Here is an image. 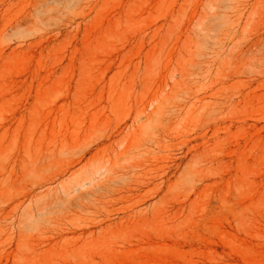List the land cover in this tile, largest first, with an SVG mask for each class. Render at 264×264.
<instances>
[{"label":"rangeland","instance_id":"1","mask_svg":"<svg viewBox=\"0 0 264 264\" xmlns=\"http://www.w3.org/2000/svg\"><path fill=\"white\" fill-rule=\"evenodd\" d=\"M149 105L181 116L136 157L138 192L29 209ZM0 167V264H264V0H0ZM109 217L87 241L55 239Z\"/></svg>","mask_w":264,"mask_h":264},{"label":"bare ground","instance_id":"2","mask_svg":"<svg viewBox=\"0 0 264 264\" xmlns=\"http://www.w3.org/2000/svg\"><path fill=\"white\" fill-rule=\"evenodd\" d=\"M38 7H40V6L37 5V9L39 10L40 8H38ZM23 18H25V17H23ZM28 18L29 17H27L26 19H28ZM23 20H21V21H23ZM16 23L18 26L19 22H16ZM181 106H184V105H181ZM150 107H151V105L146 106L145 109H143L140 114L137 113L138 115L132 119L133 121H132V124H130L131 126H129V127L126 126L122 132H120L118 129V130L113 131L111 133H108L104 136L105 140L112 142V144H111L112 146L110 148V149H112V152H103L101 150V151H97L95 154L91 155L92 153H91L90 149L85 147L86 149H83L82 153L80 152L81 155L78 154L79 159H77V160L74 159V161L72 160L73 161L72 167H69L64 172H61L60 174H58L55 178L54 177L52 178L51 182L56 184V187L52 188V186H51L52 183H51L50 184L51 189H49L50 187H48V189H46L44 192L43 191L44 188H42V187L47 186L49 184V182H48V184L46 183L47 185L44 183L45 185H43V184L40 185L42 193L41 192L36 193L34 191V193H36V194H34L32 191V193L23 196L25 203L29 202V209L31 208L33 211L34 208L32 206L36 205V204H34V202L39 203L40 198L43 195V193H46V195L43 197V199L41 201L42 202L44 200L45 201L43 202L42 205L37 204V207H36L37 209H35V210H37L38 215L45 213V211H47V210L51 211L52 215H54V213L60 214L59 210H58V213L54 212V211L57 210V208L60 209L61 207H62L61 210L63 209L62 211L65 212L67 215H70V214L76 215L78 212L79 213L84 212V211L89 212V210L93 206L102 204L105 201H107L105 203H108V200H110V199L125 197V196L132 195L135 192H138L140 190V183L138 182V184H136V182H137V178L140 177V176H138V174L140 173V170L145 167V164L141 161V159H140L141 162L136 163V161H137V160H135L136 157L142 158V155H144L145 153H147L146 155H148V152H150V149H151L150 146H153V145L157 146V145H159V142L164 137H170L172 135L171 132H174L176 130V127H173V126H176L178 124V122H177L176 125H172L171 122L174 121L175 119H176L175 121H177L181 116L178 114L179 111H178V113H177V111H173V109L175 108L174 110H176V107L178 108V106H174V108L170 110V112L174 113V114H166V115H164V114L161 115V112L158 113V111H156V110H153L152 112L150 111L151 113L149 112V114H147L149 111L148 108H150ZM143 118L146 119L145 124H143L141 121ZM181 120H179V122H181ZM139 122L142 124H139ZM138 124H139V128L137 126ZM174 124H175V122H174ZM136 127L139 129V131L140 130L142 131L143 128L146 129L149 127L154 131V134H152L153 136L152 135L147 136L145 134V136H147V137L145 139H143L144 142L142 141L141 142L142 144H140V141L142 140L141 137H143V136L141 134V131L140 132L138 131L139 132V135H138L137 130L135 129ZM179 127H180V125H179ZM132 130H134L135 133ZM146 130H143V131H146ZM192 130H194V129H192ZM125 131H126V133H125ZM143 131H142V133H143ZM153 131L150 130V132H153ZM123 133L125 134V136L122 137V138L125 137L124 139L121 138ZM180 133H182V132H180ZM72 134L76 135L77 133H74V130H73ZM84 134H87V133L84 132ZM140 134H141V136H140ZM216 134H218V133H216ZM70 136H71V139L73 140L74 139V138H72L73 135L70 134ZM77 137L78 136H76V138ZM128 138H130V139L128 140ZM200 140H202V141L205 140V136L200 137ZM137 141H139V143ZM196 142H197V140H196ZM56 145H58V144H56ZM114 146H118V148L121 149L122 151L120 150L119 155H117L118 158L115 159L116 160L115 163L117 166H115V163L113 164V166H115V168L118 167L119 164H117V163H119L121 161L119 159H122L123 161L127 160L128 164L119 167V169L118 168L115 169L114 167L107 169V165L112 163V161H113L112 155L115 154V150H116V148H114ZM185 146H186V144H185ZM199 146H201V145H199ZM60 148H63V147H60ZM158 148H159V146H158ZM195 148H197V146ZM50 150H51V148H50ZM53 150L54 149H52L51 151H53ZM62 150L66 153V151L64 149H62ZM98 150H99V148H98ZM162 150H163V148H162ZM54 151H53V153H54ZM60 151H61V149H60ZM63 151H61L59 153H62ZM155 151L156 150L154 149V152H152V153H155ZM188 151H190V150H188ZM49 153H50V151H49ZM183 154H185V153L183 152ZM67 155H69V154L67 153ZM73 155H77V154L73 153ZM89 155H91V156L89 157ZM152 156H154V155H152ZM185 156H186V154H185ZM114 157L116 158V156H114ZM142 159H144V158H142ZM180 159L182 160L183 158L181 157ZM133 160H135V162L131 163V162H133ZM127 161H125V162H127ZM149 164L150 163H148V165ZM0 168L2 169V167H0ZM2 170H4V169H2ZM152 177H156V176L154 175ZM149 178H151V177H149ZM157 178H160V177L157 176ZM150 181L151 180L149 179L148 182H150ZM133 183L136 185L133 186L132 185ZM52 192H53V194L54 193L57 194V195H55L56 199L53 198L54 199L53 204H52V202L50 203L52 198L49 199L48 201H46V199L48 197L50 198V194ZM101 206H103V205H101ZM96 208H98V207H96ZM32 211L31 212L28 211V213H26L27 214V216H26L27 220L31 219L32 217L34 218L35 216H37V215L33 216L32 214L34 211L33 212ZM134 212H137V210ZM140 212H139V214H140ZM1 213H2V211H0V214ZM26 214H22L21 217L22 218L25 217ZM100 214H101V212H100ZM122 217H120V218H122ZM14 218L16 219L17 217L15 216ZM110 218L111 217H109L107 219H103V220L101 219L100 221H97V222L94 221L95 223H92V224L88 223L84 226H77V227H73L71 229L70 228L65 229L61 233H59L58 237L55 239L67 242L69 240L68 237L70 235H73V240H75V241H87L88 239L92 238L97 233V230L101 229L103 227V225H106L108 223H110V225H112V223L115 219L113 220ZM32 220H31V222H32ZM16 221H20V219H18ZM16 221L8 223L7 226H9V227L15 226L17 224ZM89 221H91V220H89ZM0 225H2V215H0ZM4 225L6 226L5 223H4ZM65 235H69V236H65Z\"/></svg>","mask_w":264,"mask_h":264}]
</instances>
